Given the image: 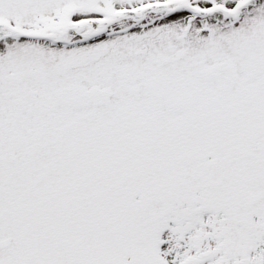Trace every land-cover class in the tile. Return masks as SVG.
<instances>
[{
    "label": "snow or ice",
    "instance_id": "obj_1",
    "mask_svg": "<svg viewBox=\"0 0 264 264\" xmlns=\"http://www.w3.org/2000/svg\"><path fill=\"white\" fill-rule=\"evenodd\" d=\"M0 264H264V0H0Z\"/></svg>",
    "mask_w": 264,
    "mask_h": 264
}]
</instances>
